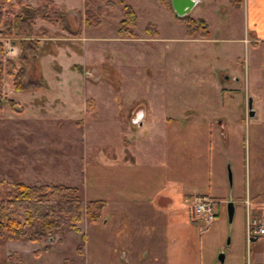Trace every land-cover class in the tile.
<instances>
[{"label":"rangeland","instance_id":"obj_1","mask_svg":"<svg viewBox=\"0 0 264 264\" xmlns=\"http://www.w3.org/2000/svg\"><path fill=\"white\" fill-rule=\"evenodd\" d=\"M25 1L39 6L45 0ZM55 1L67 29L39 19L36 29L46 30L47 36L40 37L39 63L27 67V80L42 87L22 94L3 74L4 97L19 102L17 111L4 104L0 117V179L67 183L73 178L71 184L81 181L77 186L83 196L95 200L107 195L113 149L125 138L148 142L150 159L173 165V171L164 167L162 176L174 183L178 178L185 190L182 203L189 194L215 200V219L196 221L203 230H196V240L202 238L196 242L201 263L230 264L232 255H243L244 264H251L247 200L264 193V41L254 42L243 14L224 10L227 0H203L191 9L189 16L206 19L211 36L190 43L184 39V21L161 0H126L138 14L134 41L118 34L123 4L110 10L104 0H89L90 15L85 0ZM187 5V0H176L179 10ZM149 23L158 24L162 39L150 37ZM78 32L86 38H77ZM0 43V61L20 57L11 39L0 36ZM56 75L64 85L55 81ZM61 95H85L86 112L48 107L44 120L31 116L41 107L32 99L38 96L43 104ZM140 110L147 117L136 127L143 120L136 113ZM229 202L235 207L232 221ZM81 225L82 234L62 229L43 242L0 241V264L15 251L26 264H63L65 259V264H106V231ZM46 245H52L48 252L42 250ZM79 245L87 248L84 255L77 252ZM38 249L40 255L34 253ZM221 255L228 262H220Z\"/></svg>","mask_w":264,"mask_h":264},{"label":"crops","instance_id":"obj_2","mask_svg":"<svg viewBox=\"0 0 264 264\" xmlns=\"http://www.w3.org/2000/svg\"><path fill=\"white\" fill-rule=\"evenodd\" d=\"M170 1L172 9L167 8L162 1L161 3L167 10H173V14L175 15L176 11L173 3L176 0ZM189 1H194L193 6L187 10V13L183 17L189 16L191 9L196 8L197 4L203 0ZM226 2L224 10L231 9L243 14L247 23V29L252 32L254 42L264 41V0H243L241 9L232 6L228 0ZM176 17L182 18L179 15ZM193 18L198 19L200 17ZM204 20L206 21V19ZM155 25L158 28V35H149L152 39L160 40L163 38L161 29L158 24L155 23ZM185 34L184 39L189 43L202 41L211 36L210 32L208 38H201L200 36L189 37L187 36V26ZM84 37V35H81L77 38L84 39ZM138 38L139 36L126 39L134 41ZM42 66L46 78L47 68L44 62H42ZM55 81L59 85H64L62 83L64 80H61L57 75L55 76ZM82 81L86 80L82 79ZM47 85L49 87L52 86L49 81ZM20 92L22 94L29 93V91ZM65 97L62 95L54 97L50 103L46 100L43 104L38 96L35 97L32 101L34 100V103L41 107L37 108V111L33 112L31 116L35 119L44 120L43 118H47L46 112L48 107L58 112H63L64 109L70 112H86L85 95H80L79 98L75 96V99L74 97L64 99ZM15 101L19 102L18 100ZM137 116L140 119L143 118L136 125V127H139L143 125L147 112L141 110ZM149 144L148 142L143 143L139 140L134 141L125 138L123 143L118 144L120 146L118 150L116 148L113 149L114 151L109 154L111 163L113 164V171L111 172L112 178L108 181L107 195L93 198L95 200L106 201L102 216L95 222H89L87 217H85L86 219H83L79 225L81 232H77V234L84 233L82 223L86 224L87 229L95 228L96 230L104 229V232L106 231L107 255L103 259L106 264H202V255H199L198 248L196 247V242L201 243L202 238L200 237L198 241L196 240V230H200L201 232L203 230L198 228L199 225L196 224L192 202H190V197H194L196 194H189L188 202L182 203L181 196L185 190L181 192L178 178H176L174 183L168 176H162L163 168L166 167L167 171H173V165L171 163L164 164V161L161 159H150V155H148L150 146L147 148ZM111 146L115 147V144H111ZM37 164L34 163L32 167H36ZM159 171L160 174H158ZM72 179H69L70 184L62 180H59L60 182L39 180L36 177L33 180H29L31 182H25L24 180H20V182L35 185L65 184L80 188L77 185L81 181L71 184ZM82 184L84 189V180H82ZM84 198L86 202L91 200L85 196ZM247 202V219L248 217L264 218V193L258 192L255 195V199L247 200ZM248 245L252 246L251 264H264V237ZM83 246L81 255L87 252V248L85 245ZM100 250L101 242L98 240L97 251L99 252ZM100 255L101 251L99 252ZM228 258V256L224 257V262H228ZM66 260L63 261V264L67 262ZM219 261L221 262L220 259ZM229 262L230 264H244V256L232 255ZM210 264L218 263L210 262Z\"/></svg>","mask_w":264,"mask_h":264},{"label":"trees","instance_id":"obj_3","mask_svg":"<svg viewBox=\"0 0 264 264\" xmlns=\"http://www.w3.org/2000/svg\"><path fill=\"white\" fill-rule=\"evenodd\" d=\"M108 9L114 10L117 3L123 4V19L120 21L118 34L123 38H136L133 27L138 23L135 8L126 0H104ZM172 9L170 0H161ZM237 9H241L243 0H228ZM86 11L90 14V2L85 0ZM91 15V14H90ZM39 19L51 25H60L67 29L65 13L57 9L54 0H45L39 6L27 3L25 0H0V36L11 39L21 49L17 60L0 61V117L4 104L17 111V102L4 97L2 92L3 74L11 77L14 88L18 91H35L42 87L35 80H27V67L39 63L38 48L40 37H46L47 32L36 29ZM187 26V36L208 38L210 35L208 23L201 18L191 16L181 18ZM86 23L91 25L90 18ZM150 35H158V29L152 23L146 27ZM77 37L81 36L78 32ZM3 45V43H0ZM42 73V72H41ZM106 206L105 200L85 201L81 188L64 184H27L23 182L0 179V241L27 240L43 242L62 229H73L81 232L79 224L86 216L90 222L99 220ZM46 245L43 251L50 250ZM83 245L77 247L83 252ZM41 254L38 249L34 252ZM6 264H26L20 252H13L7 257Z\"/></svg>","mask_w":264,"mask_h":264},{"label":"built area","instance_id":"obj_4","mask_svg":"<svg viewBox=\"0 0 264 264\" xmlns=\"http://www.w3.org/2000/svg\"><path fill=\"white\" fill-rule=\"evenodd\" d=\"M10 49V47H8ZM215 200L208 195H195L193 197L192 208L196 221H205L210 224L215 219ZM264 237V218L248 217L246 225V239L248 244L259 241Z\"/></svg>","mask_w":264,"mask_h":264},{"label":"water","instance_id":"obj_5","mask_svg":"<svg viewBox=\"0 0 264 264\" xmlns=\"http://www.w3.org/2000/svg\"><path fill=\"white\" fill-rule=\"evenodd\" d=\"M187 1H188L187 7L185 9H180V10L177 9V7H176V1L173 3L174 8L176 9L177 15L183 17L187 13V10H189L192 7L191 5H193L194 1H189V0H187ZM252 106H253L252 105V99L250 98V100H249V108L251 109L250 115H254V111H253ZM138 119H140V118H138ZM234 213H235L234 203L233 202H229L228 203V214H229L230 221H232ZM219 258H220L221 262L223 263L224 262V256L221 255Z\"/></svg>","mask_w":264,"mask_h":264},{"label":"flooded vegetation","instance_id":"obj_6","mask_svg":"<svg viewBox=\"0 0 264 264\" xmlns=\"http://www.w3.org/2000/svg\"><path fill=\"white\" fill-rule=\"evenodd\" d=\"M141 111V110H140ZM140 111H137V114H139Z\"/></svg>","mask_w":264,"mask_h":264}]
</instances>
